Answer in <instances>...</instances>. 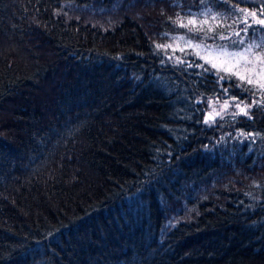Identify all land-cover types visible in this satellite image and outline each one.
<instances>
[{
	"label": "trees",
	"instance_id": "16d2710c",
	"mask_svg": "<svg viewBox=\"0 0 264 264\" xmlns=\"http://www.w3.org/2000/svg\"><path fill=\"white\" fill-rule=\"evenodd\" d=\"M202 7L0 0V264H264V111L202 123L216 77L155 48Z\"/></svg>",
	"mask_w": 264,
	"mask_h": 264
},
{
	"label": "snow or ice",
	"instance_id": "6c2138e0",
	"mask_svg": "<svg viewBox=\"0 0 264 264\" xmlns=\"http://www.w3.org/2000/svg\"><path fill=\"white\" fill-rule=\"evenodd\" d=\"M209 2L210 0H194V3L203 6L202 10L192 12L189 9L185 16L177 13L175 18L169 17L168 19L177 28L185 29V32L174 38L171 43L155 44V48L157 50L171 48L173 51L178 49L180 52L190 51L193 56L199 57L204 63L186 61L176 57V64L202 69V72L197 73L200 76L211 73L216 77V84L219 85L225 97L221 104V111H217L214 106L220 103L221 99L217 93H213L216 97L215 101L212 97L203 94L200 100L211 107V111L207 112V118L201 121L211 127L216 124L217 117L223 118L222 113L229 107L238 110L231 113L233 119L240 115L252 119L249 110L253 107L264 111V0L255 6L259 9V13L255 8L251 11L241 8L239 3L233 4L232 0H221V3L230 9L233 24H243L239 31L226 23L229 16L207 7ZM249 30L252 35L248 36L246 42L245 36ZM225 31H228L227 35ZM209 40L212 43H208ZM220 41L224 43H219ZM222 81H228L229 86L224 87ZM230 88L240 89L243 93H251L253 96L258 93L260 99H253L251 104H247L236 96H229ZM238 135H243L253 141L255 137L262 136L258 132H241Z\"/></svg>",
	"mask_w": 264,
	"mask_h": 264
},
{
	"label": "rangeland",
	"instance_id": "374dc122",
	"mask_svg": "<svg viewBox=\"0 0 264 264\" xmlns=\"http://www.w3.org/2000/svg\"><path fill=\"white\" fill-rule=\"evenodd\" d=\"M242 3H244V4H242L240 7L241 8H247V9H249L250 11L251 10H253L254 8H255V6L257 5V4H260L261 2H262V0H240ZM255 10L259 13V9H257V8H255ZM243 27V24H240V26L238 27V28H236L235 30L236 31H239L240 30V28H242ZM228 34V33H227ZM226 34V35H227ZM182 45V44H181ZM183 46V45H182ZM201 55H203V52L201 51ZM231 93L229 92L228 93V95L229 96H231L230 95ZM213 98V100L215 101V99H216V97L215 96H213L212 97ZM220 103H216L214 106H215V108H216V110L217 111H221V104L223 103V100L225 99V97H224V95H222V96H220ZM253 100V99H252ZM252 100H251V102L250 103H247L246 101H244L245 103H247V104H251L252 103ZM209 105V104H208ZM209 108H210V111H211V107L209 106ZM235 111H238L237 109H235L234 107H229L226 111H224L223 113H222V116H224V115H231V113L232 112H235ZM250 111V110H249Z\"/></svg>",
	"mask_w": 264,
	"mask_h": 264
}]
</instances>
